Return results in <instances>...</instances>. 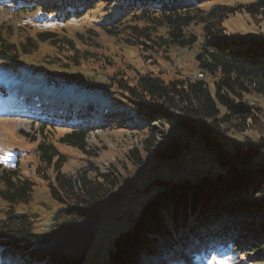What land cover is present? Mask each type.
<instances>
[{
    "label": "trees",
    "instance_id": "trees-1",
    "mask_svg": "<svg viewBox=\"0 0 264 264\" xmlns=\"http://www.w3.org/2000/svg\"><path fill=\"white\" fill-rule=\"evenodd\" d=\"M210 1L216 0H52L49 10L37 7L23 18L37 14L56 19L62 35L41 30L34 37H16L12 25H0V60L16 62L19 52L29 55L38 50V44H47L53 51L61 50L59 54L66 61L64 67L58 66L63 69L58 79L45 75L51 94L45 108L43 104L37 107L42 120L36 119L46 125L40 126L42 139L36 145L35 172L45 180L50 199L62 208L52 216V231L36 233L29 217L17 215L14 210L31 200L36 183L19 177L15 168L3 170L0 264H83L98 219L95 209L103 201L120 198L117 187L122 179L117 172L100 173L89 166L73 175L60 172L65 157L45 133L61 130L64 134L56 141L60 146L88 154V134L104 128L144 132L141 150L161 161L177 156L179 146L176 138L159 131L186 129L213 154L216 166L224 171L194 179L157 180L154 198L144 205L129 230L114 237L106 264H143L144 256L157 254L159 241L169 242L167 248L174 247V236L187 228V218L194 212L203 218L223 220L249 216L233 221H241L243 228L235 230L236 236L246 241L245 234L251 230L243 248L250 250L254 261H264V225L257 227L251 221V215H264V137L232 145L222 143L231 131L259 130L257 120L263 109L245 97L264 101V39L228 34L223 22L237 13L264 22V0L244 6L203 7ZM95 7L104 12L97 32L68 36L62 26L90 17ZM104 37L123 47L137 48L144 58L156 56L161 61L169 60L170 53L196 46L195 62L204 78L194 82L181 76L162 80L150 73L126 78L104 75L101 70L107 83L99 85L82 73L64 70L69 69L67 66L80 69L94 58L96 49L103 50L102 60L97 59L99 67L112 66L108 54L112 44L105 43ZM49 59L47 64L52 66ZM55 87L61 93L52 96L58 91ZM75 91L81 92L78 104L65 98ZM154 124L159 125L158 130ZM128 157L134 165L143 164L136 150ZM48 169L53 171L51 180L44 176ZM227 232L221 229V240H226ZM235 244V239L226 243L227 249L235 250Z\"/></svg>",
    "mask_w": 264,
    "mask_h": 264
},
{
    "label": "rangeland",
    "instance_id": "rangeland-1",
    "mask_svg": "<svg viewBox=\"0 0 264 264\" xmlns=\"http://www.w3.org/2000/svg\"><path fill=\"white\" fill-rule=\"evenodd\" d=\"M51 1L0 0V25H12L16 37H34L41 30H54L55 33L62 35L61 26L57 24L56 19L37 14L23 18L26 12H31L37 7H45L49 10ZM257 1L259 0H216L202 5L206 8L219 5L235 7L253 4ZM103 13V10L95 7L90 17L84 16L78 21L68 23L62 26L63 30L68 31V36H72L74 32H81L84 36L89 30L97 32L98 23L102 20ZM223 28L226 33L231 35L239 34L246 39H264V22L258 18L250 19L246 14L237 13L229 16L224 20ZM103 41L112 44L108 50L114 63L112 66L105 64L104 69L99 67L100 62L97 59L102 60L103 50L96 49L94 58L83 63L80 69L67 66L69 69L64 70L82 73L99 85L107 83V78L104 75L117 74L129 78L136 76L137 73H150L166 80L177 76L188 78L196 71V46L170 53L169 60L161 61L156 56L144 58L137 48L123 47L122 44L105 37ZM37 49L36 52L29 55H22L19 52L16 62L9 63L0 60V174L3 170L15 168L19 177L36 183L31 200L27 204L15 206V214L29 217L36 233H49L53 230L51 229L52 216L61 210L62 206L50 199L45 180H41L37 174H34L38 168L36 145L42 139L40 126L46 125L36 120H42L41 115L37 114V109L40 107H37L43 104V108H45V105L48 104L45 100L51 94V87L47 85L45 75L58 79L57 74L63 70L58 66L64 67L66 61L59 54L61 50L53 51L47 44H38ZM49 57L54 63L52 66L47 64V61L50 60ZM58 61L60 62L57 63ZM101 70L104 75L100 73ZM55 88L58 90L57 93ZM55 88L53 89L55 93L52 96L61 93L59 88ZM69 94L65 98L72 102H76L77 97L81 96L80 91L69 92ZM85 98L87 100V97ZM245 100L251 101L254 106L261 105L263 112L257 120L260 129L256 132L253 130L254 128H251L245 133L231 131L226 135L225 141H222L225 145H232L243 139L264 137V101L254 96H246ZM66 102L67 100L62 101V103ZM78 102L76 103L78 104ZM30 104L33 107H30ZM49 105L51 106V103ZM154 127L159 129V125L155 124ZM159 132L177 139L179 146L177 156L161 161L154 155L142 151L141 142L146 137L144 132L137 133L114 128L94 129L86 138L88 154L60 146L56 141L64 134L61 130L45 133V136L65 157V163L60 172L73 175L89 166V168L98 169L100 173L117 172L122 179L117 187V191H121L120 198L112 202L103 201L95 209L98 219L92 229L91 244L85 252L83 264H106L107 252L114 237L129 230L144 205L154 198L158 187L157 180L194 179L224 172L216 166L213 154L188 130L177 129L171 132L163 129ZM133 150L140 154L143 164L134 165L129 161V153ZM44 176L48 180L53 179V171L48 169ZM1 209L2 205L0 204ZM248 217L236 216L231 220H223V217L207 216L203 218L194 212L187 218V228L181 229L174 236V246H176L174 251L171 250L172 247L167 248L166 244L169 242L159 241L158 250L156 249L157 254L146 256L144 259L142 258L141 262L143 264H218V262L264 264V261H254L250 250L243 248L244 243L248 242L247 238L251 236V230L245 234L246 241L244 238L238 239L236 236L235 230L237 228L241 230L242 224L241 221L237 223L233 221L238 218L248 219ZM251 217H253L251 221L254 226L264 225V215H251ZM245 223L246 221L243 224ZM231 225L234 230L229 228ZM222 228H225V231L228 230L225 233V241L221 240L220 231ZM43 229H46L47 232H43ZM230 229L233 231L229 232ZM234 239L237 243L233 248L235 250L227 249L226 243ZM236 249L239 251L236 252ZM228 260L230 262H227ZM18 262L15 264H20Z\"/></svg>",
    "mask_w": 264,
    "mask_h": 264
},
{
    "label": "built area",
    "instance_id": "built-area-1",
    "mask_svg": "<svg viewBox=\"0 0 264 264\" xmlns=\"http://www.w3.org/2000/svg\"><path fill=\"white\" fill-rule=\"evenodd\" d=\"M202 78H203L202 72H201L200 69H198L197 72L194 75L189 77V81L193 82V79H202Z\"/></svg>",
    "mask_w": 264,
    "mask_h": 264
},
{
    "label": "bare ground",
    "instance_id": "bare-ground-1",
    "mask_svg": "<svg viewBox=\"0 0 264 264\" xmlns=\"http://www.w3.org/2000/svg\"><path fill=\"white\" fill-rule=\"evenodd\" d=\"M197 80H200V79H193V82H194V81H197ZM154 125H155V124H154Z\"/></svg>",
    "mask_w": 264,
    "mask_h": 264
}]
</instances>
